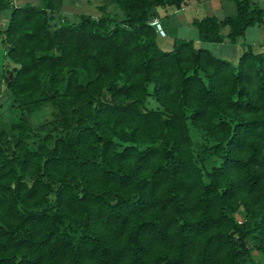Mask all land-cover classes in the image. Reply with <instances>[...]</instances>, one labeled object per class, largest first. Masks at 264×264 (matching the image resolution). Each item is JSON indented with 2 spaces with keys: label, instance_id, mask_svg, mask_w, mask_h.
Returning <instances> with one entry per match:
<instances>
[{
  "label": "trees",
  "instance_id": "1",
  "mask_svg": "<svg viewBox=\"0 0 264 264\" xmlns=\"http://www.w3.org/2000/svg\"><path fill=\"white\" fill-rule=\"evenodd\" d=\"M43 1L0 0L19 113L14 139L0 129V264H262L264 42L234 64L192 38L159 46L155 7L186 0L72 20ZM233 1L192 19L198 39L264 23L260 2ZM46 102L56 132L31 146L27 112Z\"/></svg>",
  "mask_w": 264,
  "mask_h": 264
},
{
  "label": "rangeland",
  "instance_id": "2",
  "mask_svg": "<svg viewBox=\"0 0 264 264\" xmlns=\"http://www.w3.org/2000/svg\"><path fill=\"white\" fill-rule=\"evenodd\" d=\"M13 2L17 4L32 2L44 5L43 0H13ZM100 3L101 0H63L60 6L58 20L59 18L61 19L63 15H65L68 20H72L77 13H89L98 16L102 13V10L98 7ZM191 3L195 4L189 6L187 9H176L175 7L165 6L166 12L162 14H166L162 18L163 23L161 21L159 22L162 28L164 25L166 29V37L162 36L165 31L157 34V42L160 47L164 49L171 48L173 42L172 38H192L195 41V45L206 47L215 55L227 58L234 64L237 62L239 53L248 47L247 43H251L253 49L256 51L263 48L261 42L264 39V23L248 26L244 33L239 35L235 41H230L228 38L223 41H204L196 39L195 37L198 35V30L195 24L189 20L190 17L201 18L209 14L223 17L225 15L234 14L236 12V6L233 0H214L213 2L210 0H191ZM188 4L189 1L186 0L184 5ZM261 4L264 5V2ZM106 9L114 12L118 19L123 16L122 11L114 4H109ZM6 16V12L0 15V22L2 25L7 21ZM227 29V26L222 28L224 32ZM170 36L172 37L171 39ZM15 65L16 64L6 55L5 47L0 38V129L6 130L12 139L16 136L17 130L14 128V125L18 121L17 118L19 113L14 103L13 94L6 86L4 75L10 76ZM150 104L152 106L157 105L155 101ZM56 113L57 108L51 102H46L38 109L27 112L31 128V137L28 139V142L31 146L46 133L56 132L54 129ZM200 135L201 134H198L196 137H203ZM200 140L202 141L203 139L200 138ZM216 162L219 163L220 160L218 159ZM236 216L241 218L239 213H236ZM252 254L256 261L264 264V258L257 250L254 249ZM245 264H250V261H247Z\"/></svg>",
  "mask_w": 264,
  "mask_h": 264
},
{
  "label": "crops",
  "instance_id": "3",
  "mask_svg": "<svg viewBox=\"0 0 264 264\" xmlns=\"http://www.w3.org/2000/svg\"><path fill=\"white\" fill-rule=\"evenodd\" d=\"M189 1V4L188 5H184V6H181V7H176V6H174V5H166V6H168V7H175L176 9H187V8H189V6H193V4H195V3H191V0H188ZM211 2H213L214 0H210ZM215 1H217V0H215ZM219 3V2H218ZM155 10H156V12H157V18H159V21H161L162 23H163V16L164 15H166V14H164V15H162L163 13H165L166 12V9H165V6H157L156 8H155ZM196 17V16H195ZM192 18L193 17H190L189 18V20H191L192 21ZM163 30L165 31L166 29H165V27H164V25H163ZM227 31V30H226ZM225 31V32H226ZM162 36H164V37H166V31H165V33H164V35H162ZM172 37L170 36V39H171ZM196 39H198V35H197V37H195ZM195 39V40H196ZM172 41H173V38H172ZM262 42H264V39L262 40ZM261 42V43H262ZM170 44H171V41H170ZM240 54V53H239Z\"/></svg>",
  "mask_w": 264,
  "mask_h": 264
},
{
  "label": "built area",
  "instance_id": "4",
  "mask_svg": "<svg viewBox=\"0 0 264 264\" xmlns=\"http://www.w3.org/2000/svg\"><path fill=\"white\" fill-rule=\"evenodd\" d=\"M253 1H257V2H260V3H263L264 0H253ZM151 23L152 24H155L156 25V29L159 31V32H164L162 26H161V23L159 22L158 18L157 17H153L151 19Z\"/></svg>",
  "mask_w": 264,
  "mask_h": 264
}]
</instances>
